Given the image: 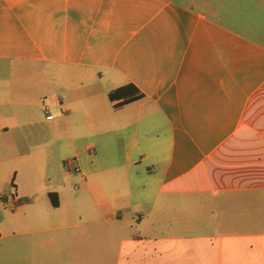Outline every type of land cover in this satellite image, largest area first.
Returning <instances> with one entry per match:
<instances>
[{
    "label": "crops",
    "instance_id": "obj_1",
    "mask_svg": "<svg viewBox=\"0 0 264 264\" xmlns=\"http://www.w3.org/2000/svg\"><path fill=\"white\" fill-rule=\"evenodd\" d=\"M23 64L64 90L45 123ZM55 143L62 185L13 200L41 262L264 264V0H0V180Z\"/></svg>",
    "mask_w": 264,
    "mask_h": 264
},
{
    "label": "rangeland",
    "instance_id": "obj_2",
    "mask_svg": "<svg viewBox=\"0 0 264 264\" xmlns=\"http://www.w3.org/2000/svg\"><path fill=\"white\" fill-rule=\"evenodd\" d=\"M13 82L16 97L25 101L37 102L41 106H34V115L38 121L46 122L45 106L53 117L60 109L52 106L57 98L64 94V90L55 87L52 89L45 75L37 65H19L18 69L3 75ZM55 99L52 100V96ZM47 97V98H44ZM60 144L55 143L47 150L46 178L36 183L23 180L11 174L0 180V264H47L40 260L44 249L41 248L49 236L40 232H30L24 226L26 213L24 209L18 210L13 200L18 194L27 191L48 192L63 183L61 168ZM89 153L87 154L88 159ZM73 175H80L73 172Z\"/></svg>",
    "mask_w": 264,
    "mask_h": 264
},
{
    "label": "trees",
    "instance_id": "obj_3",
    "mask_svg": "<svg viewBox=\"0 0 264 264\" xmlns=\"http://www.w3.org/2000/svg\"><path fill=\"white\" fill-rule=\"evenodd\" d=\"M137 91L138 90L134 86L121 87L110 93V99L112 100V102H114V106L116 108H119L122 105L121 103H118L119 99L127 98V102L131 101L133 99L132 95H134V93H136Z\"/></svg>",
    "mask_w": 264,
    "mask_h": 264
},
{
    "label": "built area",
    "instance_id": "obj_4",
    "mask_svg": "<svg viewBox=\"0 0 264 264\" xmlns=\"http://www.w3.org/2000/svg\"><path fill=\"white\" fill-rule=\"evenodd\" d=\"M70 164L72 165L73 163L71 162ZM74 169H75L76 171H79V167H78V166H75Z\"/></svg>",
    "mask_w": 264,
    "mask_h": 264
}]
</instances>
